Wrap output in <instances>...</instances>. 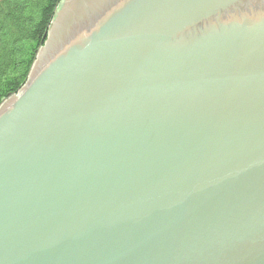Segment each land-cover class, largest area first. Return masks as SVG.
<instances>
[{"label": "water", "instance_id": "water-1", "mask_svg": "<svg viewBox=\"0 0 264 264\" xmlns=\"http://www.w3.org/2000/svg\"><path fill=\"white\" fill-rule=\"evenodd\" d=\"M0 264H264V0H60L0 104Z\"/></svg>", "mask_w": 264, "mask_h": 264}, {"label": "trees", "instance_id": "trees-1", "mask_svg": "<svg viewBox=\"0 0 264 264\" xmlns=\"http://www.w3.org/2000/svg\"><path fill=\"white\" fill-rule=\"evenodd\" d=\"M60 0H0V104L27 80Z\"/></svg>", "mask_w": 264, "mask_h": 264}]
</instances>
